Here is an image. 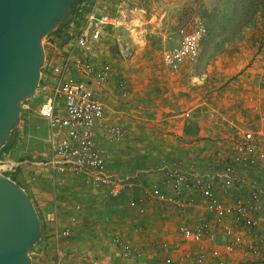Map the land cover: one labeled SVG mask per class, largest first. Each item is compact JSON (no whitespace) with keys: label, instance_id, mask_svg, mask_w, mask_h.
<instances>
[{"label":"crops","instance_id":"0c3cea01","mask_svg":"<svg viewBox=\"0 0 264 264\" xmlns=\"http://www.w3.org/2000/svg\"><path fill=\"white\" fill-rule=\"evenodd\" d=\"M95 53L99 60L102 59L100 62L108 61V56ZM251 57L252 54L236 65L237 77L226 84L221 80L228 72H233L217 67L219 71L214 74L212 65L192 77L181 63L175 65L174 70H179L177 76L160 77L157 82L155 78L138 75L132 78L123 73L129 66L112 64L113 76L107 82L95 85L97 96L104 102L105 114L102 125L96 130V140L105 150L107 170L116 176H131L132 186L112 196L107 188L89 186L83 176H59L61 198H56L53 213L56 211L62 219L61 226L72 227L71 238L64 242L67 248L65 263L89 264L95 259L124 263L120 249L110 242L118 234L139 252L129 260L131 264H144L148 258L141 256L140 251L144 253L143 249L148 245L154 250L162 247L165 250L164 254L149 258V261L169 253L180 264H192L189 259L175 254L173 249L188 248L190 253L187 252L185 257L198 250V245L188 244L183 239L179 227L210 224L212 215L206 210L205 200L199 196L194 206L181 209L175 203L157 198L153 191L159 188L165 195H172L174 192L168 180L175 170L189 174L223 171L231 161L236 132L264 128V89L257 87L260 69L257 62L250 63ZM208 80L213 82L211 86L208 83L211 93L205 94L203 89L208 90L205 86ZM112 125L123 128V139L117 141L106 132L105 128ZM47 137L41 147L48 158ZM40 163L31 161V165ZM235 166L233 187L224 191L221 181L217 180L215 192L226 203H234L247 199L252 182L257 180L262 208L253 212V217L264 226V162L251 168ZM46 171L51 179L47 168ZM42 176L48 178L44 173ZM35 178L37 180L38 176ZM30 188L37 209L51 217L53 213L43 200L50 193L34 185ZM131 202L136 205L132 206ZM77 205L80 208H76ZM73 216H76L75 222L71 220ZM230 221L237 230L243 231L242 223L232 218ZM211 230L215 233V243L226 242L220 227L212 226ZM210 244V241L203 242V247ZM225 258L229 264H264V247L258 255L235 250L225 254ZM213 259L207 264H214Z\"/></svg>","mask_w":264,"mask_h":264},{"label":"built area","instance_id":"2783aa9c","mask_svg":"<svg viewBox=\"0 0 264 264\" xmlns=\"http://www.w3.org/2000/svg\"><path fill=\"white\" fill-rule=\"evenodd\" d=\"M153 0H91L79 7L82 14L80 27L74 26L55 56L46 59L42 78L37 93H40L39 115L47 121L49 156L40 164L49 170L56 180L64 174L83 176L92 188H107L112 196L132 186L131 176H116L107 170L105 150L98 145L96 130L104 120V102L97 96L95 85L107 82L114 72L113 65L100 62L95 53V46L115 28L127 25L132 11L144 12ZM206 29L201 20L194 29L186 33L174 47L165 50V61L169 65H178L197 60L200 42ZM106 132L119 141L123 139L121 126L112 125ZM4 162H8L3 156ZM264 162V128L246 131L238 130L233 145L230 163L223 171L213 174L194 173L175 170L170 173L169 186L174 192L165 195L159 188L153 194L160 199L175 203L181 209L194 206L198 197L205 200L206 210L212 215V221L197 227L181 225L179 232L191 245H198L193 256L195 264H204L209 258L217 259L218 264H227L225 254L235 250L258 255L264 247V226H260L253 217V212L262 208L261 188L257 180L252 182V189L247 199L226 203L215 192V181H221V188L228 191L236 181L235 165L251 168ZM18 165V163L14 164ZM1 171L2 173L4 172ZM132 206L136 202H131ZM76 208H80L79 205ZM142 211V209H141ZM242 223L243 231L237 230L230 219ZM55 228L52 233L58 248L57 264L64 262L66 244L72 234L71 225L61 226L55 211L51 217ZM76 221V216L71 218ZM220 227L226 237L223 244L215 243V233L211 227ZM212 244L203 247V242ZM120 249L124 263L139 253L135 247L120 235L110 240ZM189 255V254H188ZM189 255V256H190ZM79 264V263H69ZM89 264H113L92 260ZM149 264H180L173 255L166 253L161 258L151 259Z\"/></svg>","mask_w":264,"mask_h":264},{"label":"rangeland","instance_id":"374dc122","mask_svg":"<svg viewBox=\"0 0 264 264\" xmlns=\"http://www.w3.org/2000/svg\"><path fill=\"white\" fill-rule=\"evenodd\" d=\"M215 10L217 13L213 14ZM199 20L206 29L200 42L199 56L192 63L182 64L184 70L194 77L201 71L209 69L211 65V72L214 74L219 71L217 67L225 68L233 72H228L221 80L226 84L237 77L236 65L252 54L250 63L257 62L260 69L257 87L262 86L261 89H264V0H153L144 12L132 11L128 16L127 25L109 31L110 34L105 35L95 46V52L101 56H108V61L115 67L129 66L124 68L123 73L126 72L132 78L138 75L155 78L157 82L160 77L174 78L179 74V70H174L175 65L167 64L165 50L177 45L186 33L194 29ZM74 26H76L74 23L66 26L63 37H56L52 32L42 39L46 59L56 60L57 49L61 48L67 37L66 33L68 34ZM213 77L215 78V75ZM208 83L210 85L213 82L209 80L205 82L208 88L203 89L205 94L211 93V85L208 86ZM41 98L40 93L36 92L34 97L22 103L21 123L10 138V150L3 152V156L9 161H1L4 158L0 157V171L5 169L4 174L15 175L33 201L35 199L30 188L32 185L49 192L50 196L44 197L43 200L48 210L53 213L56 198H61L60 177L56 180L53 177L50 179L46 167L31 165L32 160L44 162L47 158L41 147V142L44 143L48 136L47 121L39 115ZM32 149L35 152H32ZM23 158L28 161L22 160ZM16 163L19 164L14 165ZM43 173L48 178L43 177ZM66 199L71 202V198ZM38 212L43 218L44 228L41 227V241L38 240L34 249L30 251L33 264H57L58 248L51 235L55 223L42 209L38 208ZM58 222L63 223L60 217ZM171 249L169 248V252H172ZM143 251L145 254L140 251L141 256L146 255L148 258L144 264H149V258H156L165 253L164 247L154 250L151 245L144 247ZM173 251L195 264L192 255L185 257L187 252L190 253L188 248ZM153 252L157 254L154 255ZM213 260L214 264H218L215 259ZM226 261L229 264L228 258Z\"/></svg>","mask_w":264,"mask_h":264},{"label":"water","instance_id":"95a60500","mask_svg":"<svg viewBox=\"0 0 264 264\" xmlns=\"http://www.w3.org/2000/svg\"><path fill=\"white\" fill-rule=\"evenodd\" d=\"M80 0H0V150L38 91L42 39L74 17ZM42 219L27 190L0 171V264H33Z\"/></svg>","mask_w":264,"mask_h":264},{"label":"trees","instance_id":"16d2710c","mask_svg":"<svg viewBox=\"0 0 264 264\" xmlns=\"http://www.w3.org/2000/svg\"><path fill=\"white\" fill-rule=\"evenodd\" d=\"M90 1L91 0H80L79 1V4L77 5V7H76V11H75V14H74V17L72 18V19H70V20H68L65 24H63V26H64V28L63 29H61V30H59V28H57L54 32H53V34L54 35H56V37H63L64 35H65V27L66 26H68V25H71L72 23H74L75 25H76V27H80V25L82 24V14L78 11V9H79V7L80 6H82V5H87L88 6V3H90ZM217 13V11L215 10V11H213V14H216ZM66 35H68L67 33H66ZM43 70V69H42ZM9 143H10V139L9 140H7V142H6V144L1 148V150H0V157H2L3 156V152L4 151H6V150H8L9 149ZM10 150V149H9ZM22 160H24V158L22 159ZM6 175V174H5ZM8 176V175H7ZM10 177L13 179V180H15L17 183H19L18 182V180H17V177L15 176V175H10ZM20 184V183H19ZM21 185V184H20ZM41 219H42V228H44V222H43V218H42V216H41ZM41 241V237H40V239H39V242ZM34 247H35V245L34 246H32L31 248H30V251H32L33 249H34Z\"/></svg>","mask_w":264,"mask_h":264},{"label":"flooded vegetation","instance_id":"af4514ba","mask_svg":"<svg viewBox=\"0 0 264 264\" xmlns=\"http://www.w3.org/2000/svg\"><path fill=\"white\" fill-rule=\"evenodd\" d=\"M61 29H62V25L60 26L59 30H61Z\"/></svg>","mask_w":264,"mask_h":264}]
</instances>
